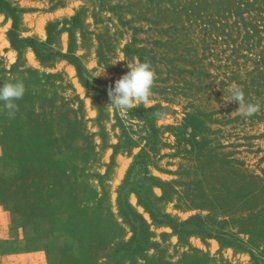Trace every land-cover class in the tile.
Returning <instances> with one entry per match:
<instances>
[{
    "label": "rangeland",
    "instance_id": "1",
    "mask_svg": "<svg viewBox=\"0 0 264 264\" xmlns=\"http://www.w3.org/2000/svg\"><path fill=\"white\" fill-rule=\"evenodd\" d=\"M11 1L37 12L65 0ZM128 1L115 20L102 13L97 58L115 82L152 66L148 105L129 110L110 105V79L85 71L94 88L75 87L62 64L37 74L27 53L21 61L6 46L12 19L0 14V84L26 86L14 118L0 111V264H145L151 248L163 262L181 257L187 235L167 241L141 197L176 221L196 217L188 229L264 264V0ZM38 18L47 20L25 15L18 33ZM119 35L128 42L115 43ZM234 87L259 111L246 117L229 102ZM120 197L150 224L153 245L142 253L123 245L133 232Z\"/></svg>",
    "mask_w": 264,
    "mask_h": 264
},
{
    "label": "crops",
    "instance_id": "2",
    "mask_svg": "<svg viewBox=\"0 0 264 264\" xmlns=\"http://www.w3.org/2000/svg\"><path fill=\"white\" fill-rule=\"evenodd\" d=\"M7 1L11 2L13 6L24 9L19 12L20 27L22 25L26 26V24L23 23L24 16L30 14L31 12L35 14V16H44L47 18L44 23L39 22L40 18H38L37 21L33 20V22L29 23L28 26L32 24V30L28 33L32 35L19 34L20 37L35 38L39 42L47 44V46L50 47V50L54 52L53 56L49 60H41L31 46H26L22 49V56L20 57V60H24L26 56H23L27 53L28 59L34 61V63L33 65H26L35 70L37 74H50L51 72L57 70L58 64H62L65 69L61 72L65 74L67 81L71 77L70 82L72 85L75 86L77 84L86 88L83 86L78 77L75 65L60 55V53H68L71 51V48L73 49L71 38L73 36V32H75L78 34L79 48L78 50H73V53L79 57L85 67V70L100 80H109L111 77L115 79V68L109 66L104 67L102 65L100 66L99 59L97 58V48H99L101 41L99 38V26L103 25L100 17L102 13L105 12L107 14H111L115 20V13L117 11L123 13L129 10L127 6L129 4L128 0H65L53 10H41L37 12H35V10H28L25 8L22 2L18 1L12 3L11 0ZM0 14L5 13L0 11ZM75 15L79 16V25L75 26L72 23H67L64 27L63 20H70ZM48 23H57V27H55L54 31V38L50 42H48L49 35L46 29ZM40 25L43 28V32L38 30ZM124 25L125 24H123V27H125V29L129 28ZM94 41L96 42V47H94ZM120 41H123V44L128 42L127 39L122 37V35H119L115 43H120ZM5 42L6 46H9V48L16 51L11 47L10 41L8 43L7 41ZM16 52L18 53V51ZM109 56L112 57V54ZM96 68L99 69L96 70ZM157 227L167 233V239H169L167 241L174 242L181 238L178 234L173 232L170 226L157 225ZM186 237V248L183 249L187 250V252L181 255V257H173L170 258L169 261L163 262L158 260V257H160L159 253H156L157 255L155 254V251L158 250L151 248L145 255V264H253L251 262V252L249 250H237L234 246L221 244L216 238L207 236L204 237L200 234H189Z\"/></svg>",
    "mask_w": 264,
    "mask_h": 264
},
{
    "label": "trees",
    "instance_id": "3",
    "mask_svg": "<svg viewBox=\"0 0 264 264\" xmlns=\"http://www.w3.org/2000/svg\"><path fill=\"white\" fill-rule=\"evenodd\" d=\"M23 10L24 9H20L16 6H13L11 2L7 0H0V11L5 13L8 17L12 19V27L7 32L11 47L16 51H18L19 59L22 56V49L25 48L26 46H31L34 49L36 55L41 60H49L53 56L54 52L46 51L45 46H47V44L41 43L35 38L20 37L18 33L19 12ZM76 17H78V15L73 16L72 20L75 19ZM52 27H57V23H48L46 26L49 35L48 42L52 40ZM60 55H62L63 57L68 59L72 64L75 65L77 69L78 77L81 83L83 84V86L90 89L94 88L93 84L90 82L88 77L84 75L85 74L84 72L86 70L78 56H76L71 51L64 54L60 53ZM94 81L99 82L98 79H95ZM152 129L155 130V127L153 125H152ZM149 178L155 180V177L153 176H149ZM136 192L137 194H139L138 191ZM140 203L150 213L153 223H155L156 225L170 226L173 229V232L178 234L180 237L189 234H202L207 237H213L218 239V241L221 244H225L229 246H232L233 244L231 241H228L227 239H221L219 236L214 235L210 231H207V229H188L186 225L189 224L191 220L196 217H191L185 221L180 222V221H176L173 217H171L167 213L162 214L153 211L148 201H146L142 197L140 198ZM119 208L125 222H127L130 225L133 232V236L131 237V240L129 242L124 243L123 245L128 248H133V252L135 253H142L147 249V246L150 247L153 245L152 241L150 240L151 237L150 224L144 218V216L136 209H134L133 206L130 204V202L125 200L123 197H120L119 199Z\"/></svg>",
    "mask_w": 264,
    "mask_h": 264
},
{
    "label": "clouds",
    "instance_id": "4",
    "mask_svg": "<svg viewBox=\"0 0 264 264\" xmlns=\"http://www.w3.org/2000/svg\"><path fill=\"white\" fill-rule=\"evenodd\" d=\"M130 71L115 82L108 95L116 110L134 109L140 105L147 106L153 94L156 73L147 62L130 67ZM26 92V86L21 80L0 84V111L6 110L9 118H14L19 110L16 101L21 100ZM229 102H238L244 116H252L259 111L261 105L247 103L245 94L240 87L230 89Z\"/></svg>",
    "mask_w": 264,
    "mask_h": 264
}]
</instances>
